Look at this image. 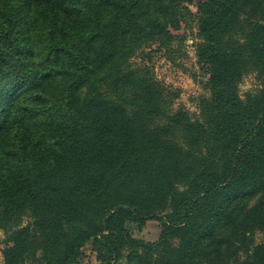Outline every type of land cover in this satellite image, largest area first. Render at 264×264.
<instances>
[{"label":"trees","instance_id":"16d2710c","mask_svg":"<svg viewBox=\"0 0 264 264\" xmlns=\"http://www.w3.org/2000/svg\"><path fill=\"white\" fill-rule=\"evenodd\" d=\"M190 18L197 118L134 64ZM0 232V264H264V0H0Z\"/></svg>","mask_w":264,"mask_h":264},{"label":"rangeland","instance_id":"374dc122","mask_svg":"<svg viewBox=\"0 0 264 264\" xmlns=\"http://www.w3.org/2000/svg\"><path fill=\"white\" fill-rule=\"evenodd\" d=\"M192 14L196 12L195 5L190 7ZM177 38L168 48H162L158 45L145 48L142 55H138L134 64L145 65L158 83L168 92L175 94L173 103L174 109H183L187 111L192 118L199 116V99L207 97L208 92L205 88L206 76L201 67L197 64L194 48L198 42L196 21L193 18L188 20L186 25L174 33ZM260 87V82L255 73H249L243 77L239 84V94L243 98L247 93H254ZM24 224L28 222L24 218ZM160 233L159 223L157 221H147L140 231H133L135 238L148 242H154L158 239ZM4 234L0 232V263L2 262L1 241ZM255 243L258 244L264 240V235L256 234ZM81 258L78 264H98L95 254L90 250V246H85L81 250Z\"/></svg>","mask_w":264,"mask_h":264}]
</instances>
